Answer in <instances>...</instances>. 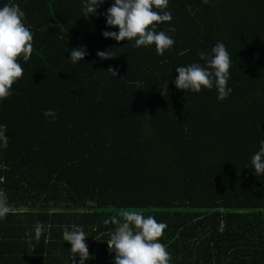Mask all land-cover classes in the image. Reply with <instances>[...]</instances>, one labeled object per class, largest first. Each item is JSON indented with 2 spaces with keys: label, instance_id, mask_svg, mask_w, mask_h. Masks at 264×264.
<instances>
[{
  "label": "trees",
  "instance_id": "trees-1",
  "mask_svg": "<svg viewBox=\"0 0 264 264\" xmlns=\"http://www.w3.org/2000/svg\"><path fill=\"white\" fill-rule=\"evenodd\" d=\"M14 2L32 53L17 58L23 74L0 101V192L12 206L4 231L34 237L47 225L33 242L39 254L72 264L61 225L77 224L92 257L84 264H113L115 225L104 220L135 210L166 224L158 239L169 264H264V174L250 166L264 139V0H168L172 19L157 27L174 43L161 55L102 37L118 30L105 25L112 0L87 17L81 0ZM217 41L232 93L218 101L214 88L177 89L175 67L203 64L197 51ZM77 46L87 55L72 64ZM105 50L113 57L96 56ZM49 108L54 122L42 115Z\"/></svg>",
  "mask_w": 264,
  "mask_h": 264
},
{
  "label": "clouds",
  "instance_id": "clouds-1",
  "mask_svg": "<svg viewBox=\"0 0 264 264\" xmlns=\"http://www.w3.org/2000/svg\"><path fill=\"white\" fill-rule=\"evenodd\" d=\"M107 0H81L84 16L95 15V10ZM206 2V0H205ZM168 0H112L104 13L106 28L115 27L117 31L105 30L101 35L116 42L127 40L133 47L154 46L157 55L169 50L174 41L172 37L157 26L171 21V13L167 10ZM25 13L14 0L0 4V101L12 94V85L23 74V69L17 61L21 58L28 61L32 53V33L30 26L24 23ZM175 29L169 25L168 32ZM197 56L203 64L190 63L175 67L176 76L172 83L177 89L199 93L202 88L216 91V99L223 101L232 93L227 86L229 80L230 57L222 42L217 41L206 54L197 51ZM87 55L84 47L70 49L67 60L72 64L82 61ZM101 60L113 57L108 50L97 51ZM113 76L115 73L111 68ZM166 83L161 88V94L166 91ZM45 119L54 122L56 113L53 109H45L42 113ZM8 139L0 135V148L7 147ZM251 169L255 176L264 174V139L259 140V147L250 159ZM249 168V167H245ZM12 211L7 196L0 193V220ZM119 217V219L117 218ZM115 225L107 242L109 250L115 253L113 264H169L170 256L167 246L158 238L166 228L164 222H158L152 215H144L140 211L120 210L116 215L109 216L104 224ZM47 225L39 222L34 228V239L39 240L42 232L47 231ZM63 241L70 244L68 251L72 264H84L91 259L85 238L88 237L83 227L77 224L61 225ZM78 256V259L75 257Z\"/></svg>",
  "mask_w": 264,
  "mask_h": 264
},
{
  "label": "crops",
  "instance_id": "crops-1",
  "mask_svg": "<svg viewBox=\"0 0 264 264\" xmlns=\"http://www.w3.org/2000/svg\"><path fill=\"white\" fill-rule=\"evenodd\" d=\"M1 193V192H0ZM0 221V264H36L38 257H42L41 264H47L49 255L42 250L41 245H35L34 237H15L4 231V224ZM48 240L45 239V242Z\"/></svg>",
  "mask_w": 264,
  "mask_h": 264
},
{
  "label": "built area",
  "instance_id": "built-area-1",
  "mask_svg": "<svg viewBox=\"0 0 264 264\" xmlns=\"http://www.w3.org/2000/svg\"><path fill=\"white\" fill-rule=\"evenodd\" d=\"M0 135H2L1 129H0ZM0 180H3V178H1Z\"/></svg>",
  "mask_w": 264,
  "mask_h": 264
}]
</instances>
